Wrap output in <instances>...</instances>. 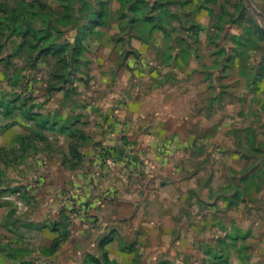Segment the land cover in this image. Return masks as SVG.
Wrapping results in <instances>:
<instances>
[{
  "label": "rangeland",
  "instance_id": "obj_1",
  "mask_svg": "<svg viewBox=\"0 0 264 264\" xmlns=\"http://www.w3.org/2000/svg\"><path fill=\"white\" fill-rule=\"evenodd\" d=\"M0 126L20 257L264 264V0H0Z\"/></svg>",
  "mask_w": 264,
  "mask_h": 264
},
{
  "label": "crops",
  "instance_id": "obj_2",
  "mask_svg": "<svg viewBox=\"0 0 264 264\" xmlns=\"http://www.w3.org/2000/svg\"><path fill=\"white\" fill-rule=\"evenodd\" d=\"M3 147H4V145L0 146V149H2ZM119 165H120V162H116V163L113 162L111 164L110 168L108 170H106V174L104 176L106 178V180L108 178L118 179L119 173L121 171L118 167ZM78 176H79V174H78ZM116 184H118V182H116ZM106 187L107 186H105L104 190H106ZM110 189H112V186ZM101 191H103V190H101ZM22 200L25 203H27L26 199L22 198ZM118 201H120V200H118ZM36 202H38V208H37L38 210L35 212L28 211L27 213H25L24 216L22 218H20V222H18V225L27 226V227H31V228L43 227L44 225H48V221H50V217H53L51 215H57L58 210L56 208H54L53 211H52V209L47 210L46 205L41 203V202H43L42 199H40L39 201L37 200ZM62 206H63V204H62ZM65 206L67 207L66 203H65ZM57 208H58V206H57ZM25 210H27V209H25ZM48 212H50V213L48 214ZM14 221L15 220L13 219V216L9 215L8 208H6V207L2 208L1 207L0 208V227H10L13 225ZM46 234H47L46 230H43V233L41 236L42 238H40V240L37 242L38 251L36 253H34V254L22 253V257H20L17 253H15L16 240H14V238H13L14 235L11 237L7 236V238H4L0 234V264H64V262H63L64 261V255L62 254L61 251L58 250V251L54 252L52 254V256L42 252V249L44 250V246H45L44 242L46 241V238H45ZM55 237H56V235H53V240L55 239ZM79 238H81V237H79ZM41 240H42V242H41ZM73 254L74 255L69 256V259L65 258L68 260L71 259L70 263L67 261L68 262L67 264H76V263H74L73 259L75 260L78 257V250H75V252Z\"/></svg>",
  "mask_w": 264,
  "mask_h": 264
},
{
  "label": "trees",
  "instance_id": "obj_3",
  "mask_svg": "<svg viewBox=\"0 0 264 264\" xmlns=\"http://www.w3.org/2000/svg\"><path fill=\"white\" fill-rule=\"evenodd\" d=\"M4 130H5V127L0 126V135L4 132Z\"/></svg>",
  "mask_w": 264,
  "mask_h": 264
}]
</instances>
